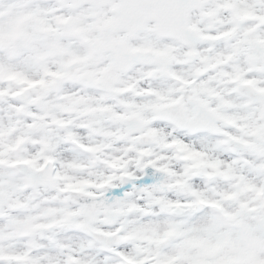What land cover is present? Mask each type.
I'll use <instances>...</instances> for the list:
<instances>
[{
    "label": "snow or ice",
    "instance_id": "obj_1",
    "mask_svg": "<svg viewBox=\"0 0 264 264\" xmlns=\"http://www.w3.org/2000/svg\"><path fill=\"white\" fill-rule=\"evenodd\" d=\"M0 264H264V0H0Z\"/></svg>",
    "mask_w": 264,
    "mask_h": 264
}]
</instances>
